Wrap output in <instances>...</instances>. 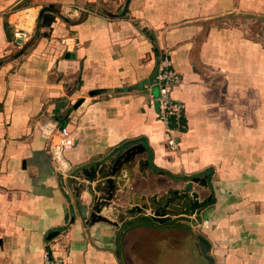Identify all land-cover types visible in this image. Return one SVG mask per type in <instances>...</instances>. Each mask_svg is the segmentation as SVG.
Listing matches in <instances>:
<instances>
[{
  "label": "crops",
  "instance_id": "crops-1",
  "mask_svg": "<svg viewBox=\"0 0 264 264\" xmlns=\"http://www.w3.org/2000/svg\"><path fill=\"white\" fill-rule=\"evenodd\" d=\"M125 3L0 0V264H264V0ZM160 51L183 79L175 150L150 106ZM42 115L73 133L64 170ZM137 144L94 222L81 171Z\"/></svg>",
  "mask_w": 264,
  "mask_h": 264
},
{
  "label": "built area",
  "instance_id": "built-area-1",
  "mask_svg": "<svg viewBox=\"0 0 264 264\" xmlns=\"http://www.w3.org/2000/svg\"><path fill=\"white\" fill-rule=\"evenodd\" d=\"M159 60L155 74L154 86L157 93L150 92V106L154 108L166 125L167 143L173 150L178 147L177 133L183 126L186 105L173 98V90L183 82L181 74L173 67L171 58L165 51L159 52ZM40 129L48 144L52 159L64 170V154L75 146V138L68 126L60 125L50 115H42L39 120ZM44 264H64L60 259L53 258L50 251L44 254Z\"/></svg>",
  "mask_w": 264,
  "mask_h": 264
},
{
  "label": "water",
  "instance_id": "water-1",
  "mask_svg": "<svg viewBox=\"0 0 264 264\" xmlns=\"http://www.w3.org/2000/svg\"><path fill=\"white\" fill-rule=\"evenodd\" d=\"M130 1L131 0H126L125 8H124L122 15L126 14L128 7H129V4H130ZM47 10L48 9L45 8L41 11L40 18H39L40 21L38 23V27L41 26V17L43 16V14ZM19 34L22 35V37L26 36V34L22 33V32ZM19 42H21V40ZM21 54H18V56ZM66 57H69V55L67 54ZM143 150H144L143 146L140 144H137L135 146H132L131 148L125 149L116 158L110 157L108 159L110 164H108V162H103L101 164H96L95 166H91L90 168H85L84 170L81 171V174L87 178L89 183H93L94 181H99L96 185V188H94L90 191L91 195H92V201H91L92 212H91L89 217L94 222H96V221L110 222V220L102 214V209L108 205V203H109L108 201L111 200L114 196L113 189H115V181H116L115 177L124 165H126L127 163H130L132 160H134L133 158L135 157V155L138 152H142ZM109 165H111V166H109ZM110 167H111V169H110ZM108 187L110 189V192L107 189ZM89 188L91 189V186H89ZM191 188H192V185L188 184L186 190L183 193L175 194L178 199L183 200V203L181 206L184 207V209L178 211V214L180 213V214H185V215H189V216L194 215L197 213V211H199L206 204V202H200L198 200L197 194L193 193L192 198H190L188 191H190ZM112 191H113V193H112ZM100 192H105L106 195L105 196H98V193H100ZM152 200L149 199L148 201H152ZM173 201H175L173 198H169L165 201L164 206L161 205L163 203H160L159 205H161V208L157 209L154 212L153 219L161 221V222L169 221L170 217L167 215L166 209L170 206V204ZM188 201L190 203H189V206L187 207ZM133 204H134V202L132 200L131 205H133ZM143 207L147 208L146 204ZM143 207L134 206L133 208L129 209V212H130V214H133L136 212L143 213L144 212ZM185 207H187V209H185ZM83 214H84V216H87L86 206L84 207Z\"/></svg>",
  "mask_w": 264,
  "mask_h": 264
},
{
  "label": "trees",
  "instance_id": "trees-1",
  "mask_svg": "<svg viewBox=\"0 0 264 264\" xmlns=\"http://www.w3.org/2000/svg\"><path fill=\"white\" fill-rule=\"evenodd\" d=\"M51 9L53 8V6L50 7ZM54 9V8H53ZM53 13L55 11L51 10ZM55 20L54 16L52 15H48L43 18L42 22H41V25L43 24L44 26H47V25H51L53 23V21Z\"/></svg>",
  "mask_w": 264,
  "mask_h": 264
}]
</instances>
